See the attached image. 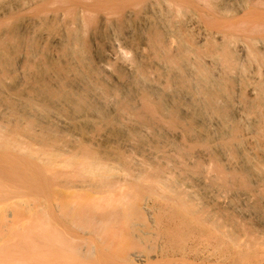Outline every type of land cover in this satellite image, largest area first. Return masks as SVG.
<instances>
[{
    "label": "bare ground",
    "instance_id": "bare-ground-1",
    "mask_svg": "<svg viewBox=\"0 0 264 264\" xmlns=\"http://www.w3.org/2000/svg\"><path fill=\"white\" fill-rule=\"evenodd\" d=\"M1 201L0 264H264V0H0Z\"/></svg>",
    "mask_w": 264,
    "mask_h": 264
},
{
    "label": "rangeland",
    "instance_id": "rangeland-1",
    "mask_svg": "<svg viewBox=\"0 0 264 264\" xmlns=\"http://www.w3.org/2000/svg\"><path fill=\"white\" fill-rule=\"evenodd\" d=\"M121 44H122V48L125 50V52H128V56L130 58H137L139 57V55L141 54V50L138 49L137 47L135 46H132L131 42L129 39H126V38H122L121 39ZM120 45V43H119ZM105 46L106 48H110L112 45H111V42L109 41H105ZM148 52V49L145 50V53ZM0 208H5V215L8 214V212H13L14 210L12 208H7L6 207V201H1L0 203ZM9 209V210H8ZM255 223L257 224V228L260 230V231H264V213L262 214V216H256L255 218ZM19 239V238H18ZM17 238H14L12 239L11 237L10 238H7V241L9 242H13L14 240L17 241L18 243L20 242V240H18Z\"/></svg>",
    "mask_w": 264,
    "mask_h": 264
}]
</instances>
